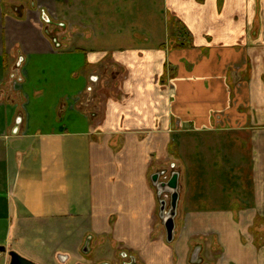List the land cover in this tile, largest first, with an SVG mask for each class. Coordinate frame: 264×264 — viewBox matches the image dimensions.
I'll return each instance as SVG.
<instances>
[{"label":"crops","instance_id":"0c3cea01","mask_svg":"<svg viewBox=\"0 0 264 264\" xmlns=\"http://www.w3.org/2000/svg\"><path fill=\"white\" fill-rule=\"evenodd\" d=\"M72 224L75 257L264 264V0H0V247Z\"/></svg>","mask_w":264,"mask_h":264},{"label":"rangeland","instance_id":"374dc122","mask_svg":"<svg viewBox=\"0 0 264 264\" xmlns=\"http://www.w3.org/2000/svg\"><path fill=\"white\" fill-rule=\"evenodd\" d=\"M167 175L169 176V171H167ZM166 176L164 179H168ZM71 230L68 234L61 233L60 230H56L53 232H49L47 230H42L37 226L32 229L31 236H29L27 230L20 229V233L17 237H21V240L15 241V239L4 240L9 247L19 250L25 256L29 257L31 260L40 261L46 263L47 260L51 259L49 264H59L56 260L57 255L59 253L68 252L67 248H71L74 244L75 239L72 238L75 231L74 224L71 225ZM47 233H51L53 236L52 243L50 245H43L47 240ZM50 235V234H49ZM29 236V237H28ZM3 241V240H2ZM43 245V246H42ZM1 246V245H0ZM47 257V258H46ZM85 257V256H84ZM86 260L91 261L92 264H100L101 262H106L109 264L118 263V257L116 255H106L102 254V252L95 250L91 256L88 258L85 257ZM72 261L70 264H73ZM0 264H4L2 260H0Z\"/></svg>","mask_w":264,"mask_h":264},{"label":"water","instance_id":"95a60500","mask_svg":"<svg viewBox=\"0 0 264 264\" xmlns=\"http://www.w3.org/2000/svg\"><path fill=\"white\" fill-rule=\"evenodd\" d=\"M17 133V130L14 131ZM174 169V168H173ZM167 171L156 173L152 176L151 180L154 187L157 190V196L160 204V216L161 218L165 219L164 227L167 233V239L169 242L173 240V236L175 233L176 228V217H177V209L180 199L179 194V180H180V173L176 171H172L169 176L167 175ZM168 176V179H164ZM164 195H168L170 202V209L167 211V202L163 200ZM167 211V215L165 216V212ZM6 250L5 247H0V251ZM9 256L13 259V262H20V264H33L26 259H23L19 256L16 252H11ZM12 262V264H13Z\"/></svg>","mask_w":264,"mask_h":264},{"label":"flooded vegetation","instance_id":"af4514ba","mask_svg":"<svg viewBox=\"0 0 264 264\" xmlns=\"http://www.w3.org/2000/svg\"><path fill=\"white\" fill-rule=\"evenodd\" d=\"M163 200H165L167 202V211L170 209V205H169V202H170V199H169V196L168 195H164L163 197ZM167 211L165 212V216L167 215ZM164 221L165 219L162 218V222H163V226H164ZM164 228V231H165V235H166V239H167V233H166V229L165 227ZM175 238V233H174V236H173V240ZM173 240L171 242H173ZM168 241V239H167ZM169 242V241H168ZM169 242V243H171ZM85 250L86 249H80V251L78 252L79 256L78 257H75L73 254H66V253H59L57 255V258L56 260L58 261L59 264H70L72 261H74L73 264H84L82 263L81 261H79V257H84L85 255ZM13 252V250H2L0 251V256H5L6 258H8V263L7 264H12L13 262V259L9 256V254ZM118 257V263L116 264H134V258L132 256H130L128 253L126 252H120V254L117 256ZM15 262V261H14ZM13 264H20V262H16ZM35 263V262H33ZM35 264H38V263H35ZM100 264H109V263H106V262H101Z\"/></svg>","mask_w":264,"mask_h":264}]
</instances>
